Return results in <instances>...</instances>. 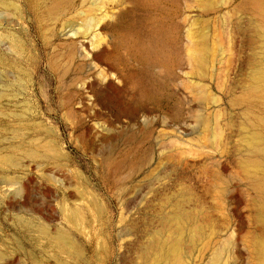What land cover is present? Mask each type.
<instances>
[{"label": "rangeland", "instance_id": "rangeland-1", "mask_svg": "<svg viewBox=\"0 0 264 264\" xmlns=\"http://www.w3.org/2000/svg\"><path fill=\"white\" fill-rule=\"evenodd\" d=\"M263 5L0 0V264H153L177 208L181 264H264Z\"/></svg>", "mask_w": 264, "mask_h": 264}, {"label": "bare ground", "instance_id": "bare-ground-1", "mask_svg": "<svg viewBox=\"0 0 264 264\" xmlns=\"http://www.w3.org/2000/svg\"><path fill=\"white\" fill-rule=\"evenodd\" d=\"M261 21H262V24L264 25V10L261 12ZM103 53H104V50L99 49L98 51H95L93 53V57L96 60H100L103 57ZM108 73H110V69H107V76H106L107 80H106V84L103 86V90H105V91L106 90H114V89L118 90L119 89L118 86H116L113 83V81L110 79ZM245 94L248 96H252L253 94H256L257 96L264 98V66L261 68L258 67L254 71V78L252 80V83L248 86ZM257 127L253 128V130L249 134V137H247V140H245L246 141L245 143H247L250 146V148H251L250 153L252 155L257 156L258 158L247 159L246 162L243 163V165H244L243 169H245V172H244L245 176L247 178H250L251 180L253 179L256 190H258V192L264 196V134L262 135L261 128L259 126H257ZM9 160H11V159H9ZM176 210L171 215L169 214V217L166 218V221L163 219V221L166 224L165 230L170 228L172 230L171 233L169 232V230H168V233H169L168 236H164L160 232L153 233L150 236L148 246H146L147 249L145 251L144 250L142 251L141 258L146 259L149 257L153 261V264H170L172 261L174 262L172 264H181L180 263L181 259H179V256L181 257V255H179L180 240H181V237H183V233H184L185 228H187L188 225L195 223V221L193 220V218L190 214L186 213L187 211L184 212L178 208ZM71 215H72V213H71ZM70 221L75 224V223H77L78 218L73 217V218H71ZM194 229H196V230H194L193 234H191V236H190V240H191L190 243L191 244L196 243V242L194 243V241H192L193 237L199 236L202 233H204L203 229L202 230L198 229V228H194ZM201 231H202V233H201ZM212 233L216 234L213 231H212ZM191 247H194V246H191ZM256 247L259 250V254H261V252H263V250H264L263 241L256 243ZM258 256L259 255H257V257ZM171 259H172V261H171ZM144 261H146V260H144ZM181 262L183 263V261H181ZM217 263H218L217 257H216V255H214L211 264H217ZM144 264H146V263H144Z\"/></svg>", "mask_w": 264, "mask_h": 264}]
</instances>
